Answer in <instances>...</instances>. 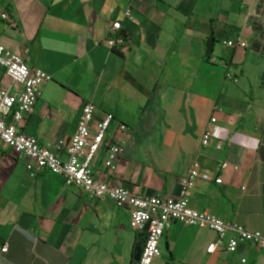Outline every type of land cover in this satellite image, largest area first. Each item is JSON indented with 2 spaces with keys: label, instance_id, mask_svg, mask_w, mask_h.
<instances>
[{
  "label": "crops",
  "instance_id": "crops-1",
  "mask_svg": "<svg viewBox=\"0 0 264 264\" xmlns=\"http://www.w3.org/2000/svg\"><path fill=\"white\" fill-rule=\"evenodd\" d=\"M128 8L133 19L123 17ZM263 13L264 0H0V44L51 76L21 130L59 152L92 102L96 120L115 116L107 139L118 122L129 126L116 170L104 167L102 147L95 177L176 197L197 162L190 206L264 234ZM115 21L129 38L120 53L106 43ZM238 39L248 46L225 44ZM4 73L0 89H20ZM26 165L0 144V264L136 263L128 210ZM217 241L209 228L174 222L153 264H264V250L248 243L230 253L224 239L209 253Z\"/></svg>",
  "mask_w": 264,
  "mask_h": 264
},
{
  "label": "built area",
  "instance_id": "built-area-1",
  "mask_svg": "<svg viewBox=\"0 0 264 264\" xmlns=\"http://www.w3.org/2000/svg\"><path fill=\"white\" fill-rule=\"evenodd\" d=\"M132 13V9L128 8L123 17L133 19ZM121 29L123 26L120 21L113 22L106 38L107 45L119 52L127 47V42L122 36L116 34ZM225 44L233 48L248 46L241 39L228 40ZM0 67L4 69V74L20 87L14 92L0 89V144L13 149L17 156L25 157L26 168L33 177L40 172L49 171L64 179L65 188H77L81 193L89 194L98 200L112 201L118 209L128 210L130 228L138 234H146L142 241L141 256L135 264H153L157 258H161L160 243L174 222L194 228H209L215 232L218 241L208 246L209 253L216 250L217 245L224 239H228L226 249L230 253H235L241 242L264 250V234L258 230H248L240 224L213 216L207 211H197L190 206V195L200 178V165L197 162H193L187 178L183 181L180 194L176 197L138 195L126 187L114 186L95 177L92 164L102 147H105L104 167L108 172L116 170L125 153V142L120 138L127 134L129 126L118 122L114 136L107 139L115 116L107 113L96 120L97 106L92 102L83 106L74 136L61 145L59 152L43 145L34 135L23 132L21 126L37 105L45 85L51 81V76L42 69L30 67L24 55L8 50L1 44ZM214 130V126H211L204 133L203 147L209 145ZM61 152L66 153L67 160L60 158ZM225 166L226 163H223L221 169ZM215 182L220 184L221 178ZM146 225L148 229L145 231ZM7 250V247L3 248L4 252Z\"/></svg>",
  "mask_w": 264,
  "mask_h": 264
},
{
  "label": "trees",
  "instance_id": "trees-1",
  "mask_svg": "<svg viewBox=\"0 0 264 264\" xmlns=\"http://www.w3.org/2000/svg\"><path fill=\"white\" fill-rule=\"evenodd\" d=\"M116 34L119 35V36H122V38L127 42V45L126 46H129V38H128L127 32L124 30V28L121 29V30H118L116 32ZM215 44H216V39L213 36H209L207 38V40H206V46H207V48H206V55L207 56H209V55L212 54L213 49L215 48ZM113 51L119 52L116 49H113ZM145 236H146V234H144V233L139 234L138 235V241L137 242L144 241Z\"/></svg>",
  "mask_w": 264,
  "mask_h": 264
},
{
  "label": "water",
  "instance_id": "water-1",
  "mask_svg": "<svg viewBox=\"0 0 264 264\" xmlns=\"http://www.w3.org/2000/svg\"><path fill=\"white\" fill-rule=\"evenodd\" d=\"M148 225H146L145 231L148 229ZM141 252H142V242L139 241L135 245V256L133 257V259H134L135 262L139 261V257L141 256Z\"/></svg>",
  "mask_w": 264,
  "mask_h": 264
},
{
  "label": "rangeland",
  "instance_id": "rangeland-1",
  "mask_svg": "<svg viewBox=\"0 0 264 264\" xmlns=\"http://www.w3.org/2000/svg\"><path fill=\"white\" fill-rule=\"evenodd\" d=\"M264 14V13H263Z\"/></svg>",
  "mask_w": 264,
  "mask_h": 264
}]
</instances>
